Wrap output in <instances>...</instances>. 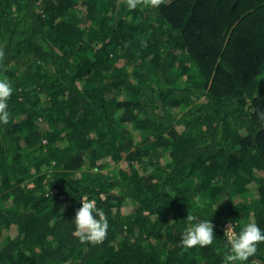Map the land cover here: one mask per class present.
Here are the masks:
<instances>
[{
    "label": "trees",
    "instance_id": "1",
    "mask_svg": "<svg viewBox=\"0 0 264 264\" xmlns=\"http://www.w3.org/2000/svg\"><path fill=\"white\" fill-rule=\"evenodd\" d=\"M0 78V264H227L230 221L264 229V0H0Z\"/></svg>",
    "mask_w": 264,
    "mask_h": 264
},
{
    "label": "clouds",
    "instance_id": "2",
    "mask_svg": "<svg viewBox=\"0 0 264 264\" xmlns=\"http://www.w3.org/2000/svg\"><path fill=\"white\" fill-rule=\"evenodd\" d=\"M151 6L158 7L162 0H148ZM141 0H127L129 9L136 8ZM13 92V87L7 78H0V122H7L9 119L8 99ZM81 205L76 210L72 219L75 225L74 234L81 242L91 244L102 243L108 233V220L97 207L94 199L81 196ZM188 226L182 232L180 245L191 248L193 246H207L216 239L214 224L208 218L197 220L193 215L187 214ZM226 239L227 253L225 261L227 264H244L257 249V244L264 242V229L255 222H245L237 232L233 230L232 222L224 232Z\"/></svg>",
    "mask_w": 264,
    "mask_h": 264
},
{
    "label": "built area",
    "instance_id": "3",
    "mask_svg": "<svg viewBox=\"0 0 264 264\" xmlns=\"http://www.w3.org/2000/svg\"><path fill=\"white\" fill-rule=\"evenodd\" d=\"M228 225H229V224H228ZM228 225H226L225 230H226V228L228 227Z\"/></svg>",
    "mask_w": 264,
    "mask_h": 264
}]
</instances>
